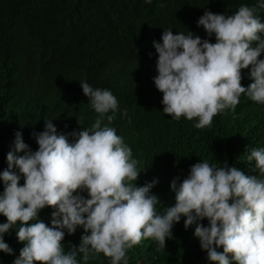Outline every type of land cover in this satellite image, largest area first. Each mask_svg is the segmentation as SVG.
<instances>
[{
	"label": "clouds",
	"instance_id": "clouds-1",
	"mask_svg": "<svg viewBox=\"0 0 264 264\" xmlns=\"http://www.w3.org/2000/svg\"><path fill=\"white\" fill-rule=\"evenodd\" d=\"M124 1L136 7L152 4ZM260 9L264 0L241 4L227 16L205 9L190 24L198 30L174 34L162 27L150 37L154 48L149 56L115 58L133 59L129 71L157 96L162 113L193 120L197 129L209 127L214 115L235 109L242 93L264 104V58H258L264 53V22L255 15ZM245 68L251 79L247 86L240 83ZM79 82L98 114L90 127L61 133L53 119H45L43 130L32 133L36 150L17 130L14 147L6 153L7 167L0 171V214L6 217L0 223V251L13 252L3 238L10 228L23 242L12 264H80L78 254L87 262L101 253L109 264H129L127 250L149 238L157 250L164 247L182 216L185 229L194 225L207 260L264 264V147L252 148L245 158L259 176L227 161L219 167L202 159L193 163L182 180L170 181L175 203L160 214L154 207L159 197L150 191L158 178L132 183L143 168L137 169L132 149L109 126L118 111L116 97L107 88ZM120 115L126 117L127 110ZM45 206L53 209L47 225L38 219ZM77 229H83L79 243L65 252L60 242Z\"/></svg>",
	"mask_w": 264,
	"mask_h": 264
},
{
	"label": "trees",
	"instance_id": "trees-1",
	"mask_svg": "<svg viewBox=\"0 0 264 264\" xmlns=\"http://www.w3.org/2000/svg\"><path fill=\"white\" fill-rule=\"evenodd\" d=\"M255 3L152 0V4L136 7L124 0H0V171L7 167L5 156L14 147L17 130L36 150L32 133L43 130L45 119H53L61 133L91 126L98 114L82 92L79 80H84L94 88L109 89L116 97L118 111L109 126L132 149L137 169L143 168L132 183L143 185L158 178L150 190L159 197L154 206L158 213L163 214L175 203V193L170 189L173 177L182 180L190 165L201 159L218 167L227 161L246 174L259 176L245 158L252 148L264 147V104L242 93L234 110L217 113L209 127L197 129L193 120L183 116L173 120L170 114L162 113L157 96L146 92L137 73L129 71L128 63L133 59H124L127 64H123L115 58L149 56L154 48L150 37L160 28H172L174 34L188 30L205 9L227 16L241 4ZM255 15L264 22V9ZM258 58H264V53ZM247 72L248 68L241 69L243 86L251 83ZM123 109L127 110L126 117L120 115ZM52 211L51 206H45L39 210L38 219L49 224ZM184 219L182 216L174 222L171 237H166L165 246L159 250L150 238L127 250L129 264H217L206 259V250L193 235L194 225L185 229ZM5 221L0 214V223ZM201 223L206 225L207 219ZM82 231L65 233L60 242L65 252L79 243ZM3 238L13 252L0 251V264H12L23 242L18 241L14 228ZM76 259L80 264H109L102 253L87 262L81 261L80 254Z\"/></svg>",
	"mask_w": 264,
	"mask_h": 264
}]
</instances>
